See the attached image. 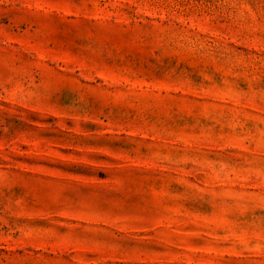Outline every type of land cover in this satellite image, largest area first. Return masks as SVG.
Masks as SVG:
<instances>
[{"label": "rangeland", "instance_id": "rangeland-1", "mask_svg": "<svg viewBox=\"0 0 264 264\" xmlns=\"http://www.w3.org/2000/svg\"><path fill=\"white\" fill-rule=\"evenodd\" d=\"M0 264H264V0H0Z\"/></svg>", "mask_w": 264, "mask_h": 264}]
</instances>
